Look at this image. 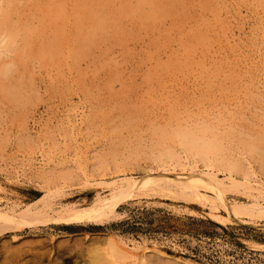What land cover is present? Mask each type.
<instances>
[{
  "label": "rangeland",
  "instance_id": "1",
  "mask_svg": "<svg viewBox=\"0 0 264 264\" xmlns=\"http://www.w3.org/2000/svg\"><path fill=\"white\" fill-rule=\"evenodd\" d=\"M47 1L11 0L15 19L38 26L41 13L35 4ZM64 2L66 41L56 61L45 64L34 55L16 65L8 81L23 83L21 102H11L0 91V207L8 201L16 209L34 204L33 209H40L53 194L57 209H83L99 196H110L106 185L114 178L179 172L180 166L166 156L157 158L159 150L173 147L186 160L177 143L160 139L161 131L202 121L214 128L219 117L223 122L209 138H226L221 144L227 151L210 161L215 165V159L234 154L241 169L219 163L217 176L234 175L242 184L250 171L264 184V156L250 153L241 142L264 154L259 139L264 134V0H180L172 16L146 30L121 19L117 32L112 28L101 47L89 49L77 61L70 54L77 50L74 26L80 1ZM120 4L123 0L111 2L113 8ZM199 33L207 34L206 39ZM29 39L27 47L38 50L39 40ZM50 159L65 164L41 168ZM188 161L206 171L199 159ZM80 162L88 178L76 168ZM241 188L227 192L225 199L250 204ZM146 191L120 201L102 225L49 222L3 234L0 252L18 249L31 264H63L67 255L71 264H98L94 256H105L109 239H114L139 248L136 264H176L168 256L191 264H264L261 217L221 225L209 215L208 203L177 192ZM144 247L168 256L142 253Z\"/></svg>",
  "mask_w": 264,
  "mask_h": 264
},
{
  "label": "bare ground",
  "instance_id": "2",
  "mask_svg": "<svg viewBox=\"0 0 264 264\" xmlns=\"http://www.w3.org/2000/svg\"><path fill=\"white\" fill-rule=\"evenodd\" d=\"M79 1L80 3H78L77 7L78 10L74 9L76 11L75 14L77 20L75 21V26L73 25L76 32L75 44H77V50L76 52H71L70 54V57L74 59V61H77L79 58L85 56L89 49L100 46L104 39H107V34L112 28L117 32L119 20L129 19L131 20V22L139 25L145 30L146 28H155L163 18L173 15V13L175 12L174 4L176 2H180V0H123V4H120V7L113 8L111 2L114 0ZM41 4L40 2L39 4H35L37 13L40 12L41 16L39 17V20L36 18L38 20V26L33 27L28 22L19 24L20 20L17 21L14 17L15 9L13 10L11 0H0V91L6 98L11 100V102H21V95L24 89L22 86L23 83H21L19 80L17 82H14L13 84H10L8 81L13 77L16 65L23 64L26 58L32 59L31 57H33L34 55L42 59V61L44 60L43 62L47 61L48 63L50 61H53L54 63L56 61L57 55H59V52H62L58 51L61 49L62 42L65 43L66 41L63 33L65 31L64 26L67 22L68 11L64 0H48L45 5L41 6ZM21 7H23V5ZM29 8L31 7L29 6ZM15 13H17V11H15ZM27 16L25 17L28 18L29 16ZM82 21L85 22H83L82 24ZM206 27H204L205 30ZM201 29L200 32H203L204 30L202 29L203 31H201ZM204 34L202 35L204 36ZM198 36L199 35H197V37ZM203 36L202 39H204L205 37ZM30 37L36 38V41L39 40L40 44L38 46V50L34 51L33 49H31V47H27L28 41L26 39L31 40L29 39ZM21 43L24 46H20ZM67 54L68 53H66L65 55L67 56ZM187 60L189 61V58ZM47 63L45 62V64ZM161 68L164 69L163 66ZM249 94L251 95V92H249ZM225 112L227 113L229 111L227 110ZM234 116L235 115H233V117ZM74 120L76 119L74 118ZM217 122L218 125L214 128L212 127V125L209 126L207 124L208 122L205 123L202 121V124L196 123L194 124V126H190L188 124V126L190 127H187L186 125L182 127V125L179 124L180 126H178L175 130H162L160 133V139L170 140L175 142V144L177 143L185 153L186 160L182 161V157L179 156L178 152H176L173 147L159 150L158 156H156L157 158H162L165 156L169 158L171 161H173V164H175V166H180L179 172L165 171L163 173L149 174L148 176L141 178L126 176L120 181H116L114 178L106 185L109 189L110 196L97 197L92 205L87 208L79 209L75 208V206L73 205L74 207L63 206L57 209L55 207L57 206V203L52 201L53 194L49 196L50 200L46 198L50 202L46 200L44 203L42 201L44 205L42 204L43 207H41L40 209H33L32 206H34L35 204H30V206L32 205V208L27 205V207L25 206V209H16L17 207L15 205H12L11 202L3 201L4 203H2V208L0 207V236L11 231L15 233L23 231L26 226L37 227L39 224H47L49 222H52L53 224L55 223L57 225H64L65 227L84 224L102 225L106 220L108 221V219H110V216H112V214H114L115 207L120 201H122L123 199H128L135 193L144 190H159V192L164 191V193H166L165 191H168L169 193L177 192L184 197L192 198V200H195L194 202L197 201L208 203L210 209L209 215L213 220L221 225L245 223L247 222V218L253 219L256 217H261L262 219H264V184L261 180H259L258 177H256L255 173L247 171L244 174L242 184H239L236 179L232 177L234 175L229 177L226 176V179L224 177L221 179L215 173V165L219 163L235 169V171L241 169L239 159L234 157V154L222 156L220 161L215 159V165H213V163L210 161V156H215L217 158L220 155L221 150L225 149L227 151V148L222 147L223 145L221 144V141L223 139L225 140L226 138L214 137L216 140H212L211 138H209L210 134L213 135L211 131L213 129L216 130L217 127L222 124L223 119L219 117L216 123ZM75 124H77L76 121ZM72 127L73 126H71L70 128ZM259 139L260 141H264V134ZM241 142L250 153L264 156V154L255 149L254 145H252L251 143L244 142V140H242ZM81 154L83 155L84 152ZM237 155L238 154H236V156ZM191 158L192 160L199 159L200 161H202L206 171H201V169H199V167L197 166V162L188 161L191 160ZM54 163L56 164L55 166H63L65 164V161L60 160L56 163V161L50 159L47 161V163L44 164V166L42 165V167H39L49 168L50 164ZM76 168L82 171L84 176L86 175L83 168V162H80ZM250 168L249 170H251ZM46 171L42 172V175L48 177L46 173L49 174V172ZM85 178H88V176L86 175ZM239 187H242L241 189L244 190V194L250 199V204H248L247 206H245L244 204H239L237 202L231 203L229 200L225 199V195L227 194V192L231 191L232 193H234V191L238 190ZM59 190L61 189L59 188ZM58 193L59 191L57 192V194ZM161 194H163V192ZM245 195L244 197H246ZM174 197H177L176 194L174 195ZM180 197L178 196V198ZM54 198L55 196L53 197V199ZM189 199L186 200L190 201ZM40 200H42V198ZM40 200L38 199L37 202H39ZM109 242L110 247L106 244L109 248H107L108 253L105 256H101L102 254L100 255L101 257L99 256V254H97L98 256H94V259L98 264H136L137 258H135V255L136 253H138V247L134 245L130 247L122 241L118 242L114 239H109ZM151 250L158 254L168 256L161 253V251L157 250L156 248L150 249L148 247H144L142 249V253H149L151 252ZM70 252L66 254H70ZM104 252H107V250ZM67 257H69V255H67L66 258L63 257V259L65 258L63 264L64 262L66 264H71V260H69ZM75 257L74 259H76ZM168 258L173 260V262H175L176 264H191L187 260L181 258L170 256H168ZM25 259V254L18 251V249L15 251L5 249V251L0 252V264H31L30 260L25 261ZM35 262L37 263V261ZM74 264L76 263L74 262Z\"/></svg>",
  "mask_w": 264,
  "mask_h": 264
}]
</instances>
